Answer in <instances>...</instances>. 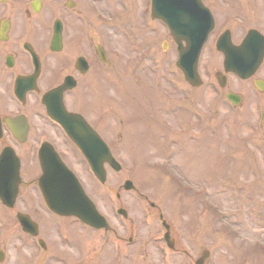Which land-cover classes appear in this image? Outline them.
Wrapping results in <instances>:
<instances>
[{
    "label": "rangeland",
    "instance_id": "obj_1",
    "mask_svg": "<svg viewBox=\"0 0 264 264\" xmlns=\"http://www.w3.org/2000/svg\"><path fill=\"white\" fill-rule=\"evenodd\" d=\"M110 4L112 6L105 7L104 3L98 5L103 12L116 9L113 12L120 18L119 29L116 31L115 28L110 29L105 25L96 24V34H99V40L106 47V50L112 53V49H115L114 51H117L116 53L119 54L120 58L116 59V57L114 59L111 54L114 66L112 65L109 71H106V68L102 70L100 63L96 59V92H94L93 97L86 94V98L96 107V126L112 145L125 171L120 173L109 171L107 184L103 187L96 184V195L92 194L89 190L90 195L100 211L107 215L111 224L114 225V217H117L114 210L118 202L114 197L107 199L106 193H116V186L121 180L124 178L132 179L137 189L147 195L150 202L153 201L156 204V208H152L151 211L157 214L161 209L171 218L168 219L171 223L173 221L172 228L175 237L179 238V230L177 228H181V235L187 240H184L178 247H182V244L186 243L184 247L190 249L189 259L195 260L200 255L201 245L206 244L211 251L208 264H225L224 260H227L228 264H237L240 256L239 251L231 253L225 247L215 245L217 242L211 238L212 223L215 226H220V221H229L233 226L238 228L244 221L247 224V228L239 227L241 233H234V238L239 240L238 242L244 239H260L264 242V230L258 228L256 225L257 222L264 220V128L257 120L256 114L259 97L252 92L248 96L245 93L246 100L243 107L232 110L225 104L223 99L215 96L212 86L201 87L197 91V97L194 100L197 112L195 116L199 117L202 122H205L202 124L205 128H213V136H210V138L202 137L204 140L201 144L197 141L182 139L180 145H178V149L181 151V154H179L180 163L175 158L167 161L163 155L166 146H168L165 138L162 137L164 133L162 132L163 134H159V136L156 134L157 132L154 134L158 144L150 141L141 132L148 129L140 128L141 122L138 112L135 111L134 113L132 121L134 128L131 126V131L128 130V119L125 117V114L130 120L133 109H139L135 101L137 99L139 103L144 105L142 109L145 110L142 113L147 117L157 116V122L162 124V109L161 107L159 108L157 103V96L161 97L160 106L164 102L174 103L176 100L183 99L181 96L173 94L167 84V79L171 77L167 67L168 65L171 66V61L175 58L174 50L169 48L164 51L162 49L161 45L163 44L164 33L158 28L157 30L152 28L147 29L146 27L132 24L133 18L137 16V11L125 13L118 8L116 3ZM220 13L219 11L216 12L219 21L222 19V17H219L221 16ZM118 31L120 32L119 34H117ZM142 49H145L146 52H142ZM156 52L162 57L160 64L151 57V55H157ZM148 53L149 56L147 57ZM138 57H143L144 60L133 61L134 58L137 59ZM113 82H117L121 89L126 91L129 99H125V97H122L121 100L116 99V88H109ZM100 88H103L105 91L99 90ZM228 89L234 91L237 89L239 91L236 82L232 78H229ZM241 92L244 91L241 90ZM106 98L107 101H105ZM109 102L115 103L121 109V112L118 113V116H114V119L106 113L109 108L105 107V105H110ZM74 104L79 107L81 106L83 110L87 109L82 105V102ZM90 108L92 107H88L87 113L93 119V110L91 111ZM89 111L91 112L89 113ZM102 115H107V117ZM165 121L172 122L173 120L171 116H165ZM153 126L154 123H152ZM254 126H257L256 129ZM155 128L157 129V125ZM208 134L211 135L207 132V137H209ZM206 139H209L211 145ZM178 149L176 152H179ZM226 149L231 150H228L227 153H241L242 157L239 156L240 160L231 162L229 154L226 156ZM211 158L213 160H210ZM146 160L148 161L147 163ZM133 162L140 165L134 169L132 167ZM210 163L214 165L216 163V166H213L214 169L210 171L212 172L210 184H206L204 177L210 176L209 172L207 173ZM165 166H170L172 171L164 170ZM249 167H255L254 172ZM175 173L183 176L184 180L192 185H197V183L200 185L206 184L207 189H205V192L201 196L196 195L190 188H186L190 191H184L181 189L184 187L175 184L172 177ZM82 176L87 189H89L90 185L93 186L84 172H82ZM231 179H234V181H231L234 183L230 182L231 184L241 185L245 189L237 191L234 188V190L225 192L226 188L220 186V181ZM162 182L169 186L167 188H160L158 184L160 185ZM27 189L24 191H27ZM119 192L121 193L119 204L128 210L130 220L134 222L131 231L132 235L139 238L138 243L133 248L130 247V249L126 250L130 254L127 259L123 257L125 255L124 249L121 252H116L120 256L113 259L109 247H106L105 250L100 249L94 236H91L90 233L82 232L80 228L75 230L76 225L74 226V221L71 219H67L69 225L66 224L65 229L70 233H78L80 244L77 247L72 246L69 248L65 245L63 239V241L59 239L62 237L57 232L58 225L56 222H60L61 219L56 220L55 223L48 226V224L46 225V220L37 209L34 215L41 217L42 224H44L45 220V225L41 227L42 232L48 233L49 240L46 239L52 244L53 250L60 251L67 258H70H66L69 260V264H163L160 261L161 255L156 248V244L146 236L147 229L142 224L141 211H137L132 205L134 202L131 199L132 195L130 192L122 189ZM242 195L244 198H241ZM248 197L251 199L249 200ZM204 198L212 199L220 207V211L228 212L230 216L226 219L218 218L219 216L217 217V214H215L217 212L211 210L207 214V219L210 220L211 226L209 225L208 230L197 232L195 230L197 223L193 219L194 216L191 219L189 218L192 215L191 213L195 215L204 206L202 204V199ZM34 201L38 204L36 199ZM148 205L143 209V213L149 211ZM19 206L21 207L20 209L25 208L23 203H20ZM4 217L7 220V215ZM51 221H54V219ZM8 231L9 229L6 230L7 236L3 239V247L8 259V263L6 264H31L28 263L30 261L26 259L24 253L26 250H30L28 247L30 242L21 243L20 241H14L13 233L16 235V229L14 230L11 227L10 233ZM120 233H122V230ZM80 236L87 238V241L83 238L81 239ZM188 239L193 241V247L190 245ZM9 242L13 244L9 245ZM16 245H18L19 250H22L21 252L15 251L14 246ZM78 248L85 250V252L78 255ZM91 257H94L93 263ZM168 258L171 260V256ZM189 259L181 256L180 258H176L175 263L171 264H194ZM56 262L58 261L50 264L63 263L62 261ZM41 264H48V262L45 259L42 260Z\"/></svg>",
    "mask_w": 264,
    "mask_h": 264
},
{
    "label": "flooded vegetation",
    "instance_id": "obj_2",
    "mask_svg": "<svg viewBox=\"0 0 264 264\" xmlns=\"http://www.w3.org/2000/svg\"><path fill=\"white\" fill-rule=\"evenodd\" d=\"M13 1V5L15 7V9L17 8L21 13L24 14L26 21H31L33 18V15L31 13V4L30 1L31 0H12ZM46 2H51L52 5L57 3L59 0H44ZM34 14V13H33ZM264 21L262 20V23ZM264 32V31H263ZM243 38H240V41H242ZM7 45H2L0 43V54L3 55L5 50L8 51V53L12 54L14 56V63L16 64L17 62V45L15 43L9 42L6 43ZM5 47V49H4ZM40 84V83H39Z\"/></svg>",
    "mask_w": 264,
    "mask_h": 264
}]
</instances>
